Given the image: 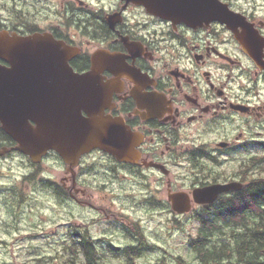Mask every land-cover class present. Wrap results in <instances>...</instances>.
Returning a JSON list of instances; mask_svg holds the SVG:
<instances>
[{"label": "clouds", "instance_id": "obj_1", "mask_svg": "<svg viewBox=\"0 0 264 264\" xmlns=\"http://www.w3.org/2000/svg\"><path fill=\"white\" fill-rule=\"evenodd\" d=\"M212 2L227 19L193 26L137 0H0V37L49 40L69 53L74 77L92 74L98 53L122 59L128 71L118 77L96 68L101 85L119 90L93 119L119 121L132 138L121 155L100 147L71 158L56 147L34 155L0 121V264H264V181H245L264 176V148L238 147L264 139V0ZM248 33L260 42L258 56ZM11 67L0 59V69ZM133 92L154 96L157 110ZM79 117L89 120L83 110ZM197 192L214 195L200 201ZM232 208L242 211L228 216ZM205 231L208 242L192 249Z\"/></svg>", "mask_w": 264, "mask_h": 264}, {"label": "flooded vegetation", "instance_id": "obj_2", "mask_svg": "<svg viewBox=\"0 0 264 264\" xmlns=\"http://www.w3.org/2000/svg\"><path fill=\"white\" fill-rule=\"evenodd\" d=\"M30 42L29 51L33 53H45L50 56L47 58L49 64L55 67V70L52 69H44V68H35L32 71H26L25 69L12 70L11 73L6 77V82L11 84H23L25 85H37L41 89V93L38 95L27 94L28 101L39 100V102H32V110L27 113H43L42 118L39 122L40 128L42 132H44L45 140L50 141V143L61 141L63 142L69 137L68 131H72V129L79 124L83 126L88 124V121H84L79 117V112L81 110L85 111L89 120H93L96 126H102L104 124H108L106 120L103 121H95L93 118L102 112V110L108 107V98L113 91L119 90V85L117 82H110L108 85H101L96 68L99 66L101 71H109L113 73L117 77L122 71H128L124 68L122 64V59L119 57H107L103 54H97L93 60V72L90 75H86L87 78H51V77H43L44 74L50 75H58L60 74V70L62 71V67L65 65V60L70 58V55L67 51H61L58 45L52 44L49 40L44 39H31L28 40ZM245 42L249 46V51L252 52L254 56H258V48L260 46V42L256 39L254 34L248 33ZM133 55L138 54V50L130 49ZM1 59V58H0ZM4 60V59H2ZM46 60V61H47ZM6 61V60H5ZM11 64L10 62L6 61ZM45 62V61H44ZM12 68V67H11ZM59 68V69H57ZM40 74V75H38ZM134 78L135 74L130 73ZM182 74L177 71L176 76L180 77ZM205 77H210V72L204 73ZM42 77V78H41ZM183 79H188L187 77H183ZM63 82H71L75 85L74 88L69 90H60L57 92L55 88L52 87L54 84H59ZM134 97L137 98L138 104L141 107H146L150 112H154L157 110L158 102L154 96H137L135 92H133ZM218 96H226L227 94L220 89H217ZM187 101L192 102L193 104L197 103L191 96H187L185 98ZM31 104L28 102V108H30ZM25 107V104H24ZM211 107V106H208ZM208 107L201 109L202 112H207ZM229 108L235 112L240 114H248L253 111V108L247 104H237L229 102ZM179 114V110H177ZM31 119V118H27ZM196 117L189 116L188 120L194 121ZM32 120V119H31ZM37 126L38 123L33 120ZM110 121V120H108ZM119 123V121H116ZM111 129V125L108 126ZM107 127V128H108ZM26 131L29 129L25 123ZM101 128V127H99ZM116 128L115 126L113 127ZM97 137V143L92 144V147H100L105 149L107 146L105 141H108V137L104 130H99L98 133H92ZM259 135V134H257ZM121 143L124 146V150H128L131 137L128 135L126 130L123 128L121 132ZM255 144V145H251ZM254 146L264 148V139H251L243 142L242 145H238V147L245 148L246 146ZM54 145L52 147H56ZM89 148V149H90ZM88 149V150H89ZM125 151V152H126ZM124 152H122L123 154ZM257 163H264V160L258 161ZM167 171V170H165ZM225 175H228L232 170L231 169H223L222 170ZM245 181L247 183H257L264 181V176L259 178V181L255 177L245 176ZM220 185V184H217ZM213 186V185H209ZM78 235V234H76Z\"/></svg>", "mask_w": 264, "mask_h": 264}, {"label": "water", "instance_id": "obj_3", "mask_svg": "<svg viewBox=\"0 0 264 264\" xmlns=\"http://www.w3.org/2000/svg\"><path fill=\"white\" fill-rule=\"evenodd\" d=\"M139 3H144L148 10L155 12L165 18H173L176 21H183L190 25H198L203 20L210 19H227L224 16L223 10L217 7L212 0H137ZM246 43V42H245ZM248 49L249 46L246 43ZM30 42L28 40L7 41L6 38L0 37V58L11 63V71L25 69L32 71L35 68L52 69L56 68L49 64L47 58L50 56L45 53H33L29 51ZM47 60V61H46ZM45 61V62H44ZM59 69V68H57ZM11 71H4L0 69V121L5 124V131L14 139L20 141L21 150L30 152L34 155L42 153L45 148L57 145L56 148L66 157L71 158L80 152L88 150L92 144H96L97 137L95 138L92 133H98L99 130H104L108 141L105 150L113 152L114 154L121 155L125 153L124 146L121 143V132L123 127L118 122L108 121V124L96 126L94 121L88 120V124L74 127L72 131H68L69 137L61 141L50 143L45 140V134L40 128V120L43 113H27L32 110V102H39V100L28 101L26 95H38L42 91L37 85H23V84H9L6 77ZM40 75V74H38ZM43 77L51 78H77L72 76L65 65L60 70L58 75L44 74ZM42 78V77H41ZM82 78H87L84 76ZM53 88L59 92L62 90H69L74 88L71 82H63L52 85ZM28 102L31 106L28 108ZM25 104V107H24ZM27 118H31L38 123L36 131L28 129L26 131L25 122ZM111 125V129L108 127ZM116 127L115 129L113 127ZM101 127V128H99ZM108 127V128H107ZM217 187L223 185H214ZM213 192H197L196 199L211 200ZM184 200L182 197L176 199L178 208L183 207Z\"/></svg>", "mask_w": 264, "mask_h": 264}, {"label": "trees", "instance_id": "obj_4", "mask_svg": "<svg viewBox=\"0 0 264 264\" xmlns=\"http://www.w3.org/2000/svg\"><path fill=\"white\" fill-rule=\"evenodd\" d=\"M242 210L240 208H232L229 210V212L227 213L228 216H237L240 214ZM221 231H224L225 233L227 232V225H225L224 228L221 229ZM213 233L210 232V231H205L202 233L200 239L196 240V241H193V242H190V247L196 251H199L200 249L203 248V246L208 242V240L210 239L211 235ZM73 235H76V233H74ZM257 235H260V234H257ZM110 248L113 249V255H119L120 254V249L119 248H116L114 245L112 244H109L108 245ZM207 256L204 257L205 260H207ZM181 260V263H186V264H191L189 261H185V259L183 258H179ZM192 260L194 258H191Z\"/></svg>", "mask_w": 264, "mask_h": 264}, {"label": "rangeland", "instance_id": "obj_5", "mask_svg": "<svg viewBox=\"0 0 264 264\" xmlns=\"http://www.w3.org/2000/svg\"><path fill=\"white\" fill-rule=\"evenodd\" d=\"M27 238H29V239H35L36 237H27ZM181 258H183V259H185V261L187 260L191 264H193V260L191 258H189V257H181ZM181 264H186V263L184 262V263H181Z\"/></svg>", "mask_w": 264, "mask_h": 264}]
</instances>
